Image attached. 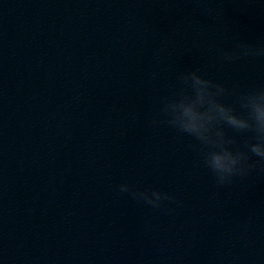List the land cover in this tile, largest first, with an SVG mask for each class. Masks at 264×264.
Here are the masks:
<instances>
[{
  "label": "clouds",
  "instance_id": "9594fccd",
  "mask_svg": "<svg viewBox=\"0 0 264 264\" xmlns=\"http://www.w3.org/2000/svg\"><path fill=\"white\" fill-rule=\"evenodd\" d=\"M222 63L264 58V43H233L220 49ZM171 94L160 101L152 126L166 125L192 138L199 161L218 188L251 177L264 165V87L240 90L207 77L198 67L181 71ZM118 194L138 204L164 209L176 203L173 194L156 188H137L124 182Z\"/></svg>",
  "mask_w": 264,
  "mask_h": 264
}]
</instances>
